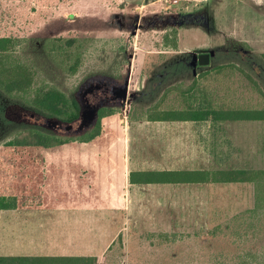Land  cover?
Returning <instances> with one entry per match:
<instances>
[{
    "label": "rangeland",
    "instance_id": "1",
    "mask_svg": "<svg viewBox=\"0 0 264 264\" xmlns=\"http://www.w3.org/2000/svg\"><path fill=\"white\" fill-rule=\"evenodd\" d=\"M50 34L78 39L79 46L73 48L75 57L81 58L76 72L61 66L65 56L55 60L43 49ZM0 36L15 38L11 51L0 56V68L7 71L19 65L32 73L31 82L20 92L2 97L4 104L21 101L19 96L32 99L53 85L69 93L98 70L127 78L125 94L110 83L86 90L84 113L74 126L88 124L104 97L124 101L120 112L126 113L124 123L117 124L116 113L103 120V132L93 142L34 151L48 168L47 181L40 185L46 191L42 193L66 208L89 211L86 221H97L83 224L76 234L92 249L84 254L107 252L101 264H236L247 251L264 255V186L257 181L136 186L123 182L125 172L121 175L125 154L131 151L128 124L152 113L144 98L152 78H159L156 84L166 83L153 100L159 111L186 113L191 104L197 109L264 108V86L255 75L248 76L234 62L225 66L210 62V68L202 70L196 59L203 52L215 56L233 39L264 53V0H182L178 4L168 0H0ZM178 61H187L194 73L178 76L182 70H175L167 83L162 71ZM209 120L203 132L208 153L193 154L192 159H202L215 169L264 171V120ZM40 121L63 128L48 118ZM189 130L168 135L163 146L157 141L155 158H177V165H188ZM137 133L142 141L153 143L145 129ZM18 134L0 119V195L9 198L18 174L12 144ZM111 141L119 168L115 190L122 197L109 201L101 198L112 193V187L105 192L107 179L99 178L97 185L89 167L96 147ZM149 152L143 153L144 168L157 166L149 161L153 156ZM120 234L123 247L117 241ZM114 241V249L109 250Z\"/></svg>",
    "mask_w": 264,
    "mask_h": 264
},
{
    "label": "trees",
    "instance_id": "2",
    "mask_svg": "<svg viewBox=\"0 0 264 264\" xmlns=\"http://www.w3.org/2000/svg\"><path fill=\"white\" fill-rule=\"evenodd\" d=\"M178 34V31H175ZM76 37L56 38L50 34L43 43V49L48 52L52 59L65 56V65H61L71 73L79 69L81 58L75 57L73 48L77 45ZM15 44V38L0 36V56L11 51ZM79 46V45H77ZM211 63L219 66L232 64L240 66L239 69L252 77L255 75L259 80V85L264 86V53H257L251 46L243 40H228L224 50H218L215 56H211ZM57 59V58H56ZM55 59V60H56ZM203 70L210 68L209 65H199ZM175 70H182L178 76L184 73L193 74L192 65L187 61L173 63L168 71H162L166 76L167 83L174 78ZM32 73L28 68L15 65L10 70L3 71L0 68V119L4 124L15 127L19 134L15 137L14 157L17 179L14 181L13 196L0 195V209L12 208H49L56 201H50L48 196L42 192L45 189L40 185L47 181V170L45 163L35 157V150L60 146L65 144H75L77 142H91L98 138L104 129L103 120L111 116L124 107V101L120 99H102L95 108L90 122L81 127H75V123L81 120L84 113V92L96 84L110 83L117 86V92L127 91V78L124 75H117L109 70H98L87 74L71 90L66 92L53 85L42 88L32 99L23 96L21 101H12L9 104L2 103L5 95L13 96L14 91L25 87L31 82ZM158 77L152 78L145 89V104L150 106L149 120H187V119H212L213 121L227 120H264V108H233L216 109L210 106L208 109H197L191 104L187 112L176 110L159 111L158 105L153 104L154 98L162 92L166 83L156 84ZM147 99V100H146ZM149 99V100H148ZM41 118L53 120L58 126L47 125L40 121ZM131 182L151 184V183H206V182H248L257 181L264 186V171L249 169H215V170H144L131 172ZM46 192V191H45ZM264 201V200H263ZM167 234L166 232L163 235ZM123 247V237L119 239ZM114 241L109 250L114 249ZM106 254L65 256L59 258L65 264H101L106 261ZM23 259V258H22ZM236 264H264V255L257 252L247 251L239 255ZM21 260L19 257H0V263Z\"/></svg>",
    "mask_w": 264,
    "mask_h": 264
},
{
    "label": "crops",
    "instance_id": "3",
    "mask_svg": "<svg viewBox=\"0 0 264 264\" xmlns=\"http://www.w3.org/2000/svg\"><path fill=\"white\" fill-rule=\"evenodd\" d=\"M216 2H221V0H215V3ZM115 115L116 113L108 117H113ZM118 115L120 121H117V124L124 123V120L127 119L126 113H119ZM208 122H210L209 119L149 120L146 116L141 119L131 120L130 124H128V128L130 129L127 128L131 134H129L128 137L129 142L131 143V151L129 155L125 154L124 164L121 169L122 177H124V172L126 177L123 182L128 183V185H147L131 182L130 176L133 171L213 170L214 167L205 165L202 159H192L194 157L192 156L193 154L196 156L199 155L198 153H208L204 148L209 146L206 137L203 135V132L207 130V127L210 124H208ZM113 128L115 130V127ZM182 128H190L186 136L191 138V142H185L186 153L189 154V158H191L188 159V161H185L188 165H177L176 163L179 161L177 158H174L172 161H169L167 157L165 158L166 160L155 158L158 153L157 149L154 150L157 146V141L160 140L163 146L168 135H179ZM137 129H145L148 135L152 136L153 143L149 145V140L142 141L139 139ZM111 143L112 141L109 145L107 144L103 147H96V150L91 155L92 161L90 162L89 167L91 172L96 175V183L99 178L102 180H104V178L107 179V182L104 183L106 185L105 192L108 188L111 190L112 187V193L106 192L101 198L109 201L119 200L122 197V194H118L115 190V171L118 173L117 170H119V168L115 165V157L113 156L114 147L111 146ZM144 146L148 147L145 151H150V155H153L149 156V161L157 164V166L147 168L141 166L144 162L142 160H145L143 155V153H145L143 149ZM55 147L58 146L46 148L55 149ZM169 162L174 163H172V166L171 164L167 165ZM46 170L48 171L47 167ZM108 179H112L111 182H108ZM151 184L167 185L173 183ZM185 184L194 185L200 183ZM56 202L57 204L49 208L0 209V257L21 258V260L5 261L0 264H65L64 262H60L59 258L65 256L98 255L84 254V251L92 249L86 246L87 242L82 243L80 237L76 236V234L78 235L79 228H81L83 224L86 223L91 225L93 223L94 225L97 221H86L88 219L89 211L66 208L61 202ZM86 247L88 248L85 249Z\"/></svg>",
    "mask_w": 264,
    "mask_h": 264
},
{
    "label": "water",
    "instance_id": "4",
    "mask_svg": "<svg viewBox=\"0 0 264 264\" xmlns=\"http://www.w3.org/2000/svg\"><path fill=\"white\" fill-rule=\"evenodd\" d=\"M200 65H208L211 62V53L203 52L197 56Z\"/></svg>",
    "mask_w": 264,
    "mask_h": 264
},
{
    "label": "built area",
    "instance_id": "5",
    "mask_svg": "<svg viewBox=\"0 0 264 264\" xmlns=\"http://www.w3.org/2000/svg\"><path fill=\"white\" fill-rule=\"evenodd\" d=\"M170 3H173V4H178L180 1L182 0H168Z\"/></svg>",
    "mask_w": 264,
    "mask_h": 264
},
{
    "label": "flooded vegetation",
    "instance_id": "6",
    "mask_svg": "<svg viewBox=\"0 0 264 264\" xmlns=\"http://www.w3.org/2000/svg\"><path fill=\"white\" fill-rule=\"evenodd\" d=\"M199 54H200V53H199ZM199 54H198V55H199ZM196 59H197V58H196ZM197 63H198V65H199V61H198V59H197ZM120 90H121V89H120ZM102 99H108V100H112V99L105 98V97H104V98H102ZM102 99H100V100L98 101V104H99V102H100ZM97 106H98V105H97ZM121 111H122V110H121ZM121 111H119L118 113H120Z\"/></svg>",
    "mask_w": 264,
    "mask_h": 264
}]
</instances>
